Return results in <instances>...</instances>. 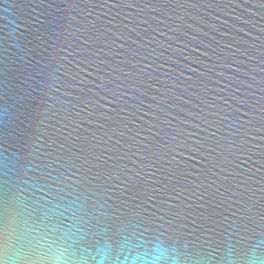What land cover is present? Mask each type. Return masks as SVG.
I'll return each mask as SVG.
<instances>
[{
  "label": "water",
  "instance_id": "95a60500",
  "mask_svg": "<svg viewBox=\"0 0 264 264\" xmlns=\"http://www.w3.org/2000/svg\"><path fill=\"white\" fill-rule=\"evenodd\" d=\"M0 158L89 242L264 248V0H0Z\"/></svg>",
  "mask_w": 264,
  "mask_h": 264
},
{
  "label": "clouds",
  "instance_id": "9594fccd",
  "mask_svg": "<svg viewBox=\"0 0 264 264\" xmlns=\"http://www.w3.org/2000/svg\"><path fill=\"white\" fill-rule=\"evenodd\" d=\"M0 158V174L9 172ZM27 185L0 195V264H196L161 234L130 228L97 233L89 242L81 206L71 197L37 198ZM225 264H264V248L227 254Z\"/></svg>",
  "mask_w": 264,
  "mask_h": 264
}]
</instances>
